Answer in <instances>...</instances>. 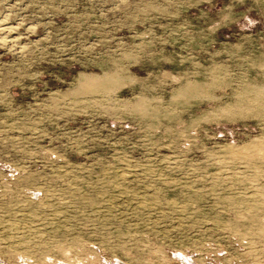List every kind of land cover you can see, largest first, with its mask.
<instances>
[{"label":"rangeland","instance_id":"374dc122","mask_svg":"<svg viewBox=\"0 0 264 264\" xmlns=\"http://www.w3.org/2000/svg\"><path fill=\"white\" fill-rule=\"evenodd\" d=\"M0 264H264V0H0Z\"/></svg>","mask_w":264,"mask_h":264}]
</instances>
